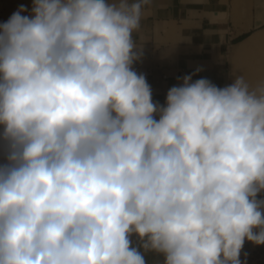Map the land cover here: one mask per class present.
<instances>
[{
  "label": "clouds",
  "instance_id": "clouds-1",
  "mask_svg": "<svg viewBox=\"0 0 264 264\" xmlns=\"http://www.w3.org/2000/svg\"><path fill=\"white\" fill-rule=\"evenodd\" d=\"M146 4L33 0L0 24V264H241L264 245V82L185 76L153 103L133 69Z\"/></svg>",
  "mask_w": 264,
  "mask_h": 264
},
{
  "label": "crops",
  "instance_id": "crops-1",
  "mask_svg": "<svg viewBox=\"0 0 264 264\" xmlns=\"http://www.w3.org/2000/svg\"><path fill=\"white\" fill-rule=\"evenodd\" d=\"M21 6L27 9L22 15H31L33 0H0V24ZM133 39L142 46L133 69L146 77L153 103L161 107L168 90L185 76L221 88L236 75L251 88L264 82V0H147ZM257 198L264 199V193ZM131 240L138 243L135 234ZM248 242L264 253V245ZM146 259L163 264L155 253Z\"/></svg>",
  "mask_w": 264,
  "mask_h": 264
},
{
  "label": "rangeland",
  "instance_id": "rangeland-1",
  "mask_svg": "<svg viewBox=\"0 0 264 264\" xmlns=\"http://www.w3.org/2000/svg\"><path fill=\"white\" fill-rule=\"evenodd\" d=\"M3 131V126H0V133ZM5 158L3 154V147L0 145V163H4ZM241 264H264V253L254 248L249 244L247 239L244 242L240 253Z\"/></svg>",
  "mask_w": 264,
  "mask_h": 264
}]
</instances>
